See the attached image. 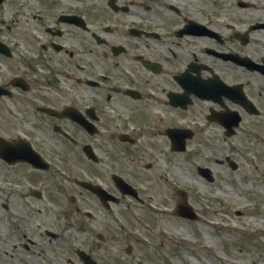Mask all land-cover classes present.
<instances>
[{
    "label": "flooded vegetation",
    "instance_id": "af4514ba",
    "mask_svg": "<svg viewBox=\"0 0 264 264\" xmlns=\"http://www.w3.org/2000/svg\"><path fill=\"white\" fill-rule=\"evenodd\" d=\"M226 1L0 0V151L11 142L24 153L28 143L43 159L0 158V212L16 214L0 222L2 246L59 238L69 227L41 224L48 204L64 202L61 215L87 249L102 248L109 222L92 228L82 210L101 207L109 218V205L83 183L109 192L117 170L138 190L124 197L144 204L162 170L184 157L199 155L216 178L235 149H254L263 139L264 0ZM232 138L240 144L227 145Z\"/></svg>",
    "mask_w": 264,
    "mask_h": 264
},
{
    "label": "rangeland",
    "instance_id": "374dc122",
    "mask_svg": "<svg viewBox=\"0 0 264 264\" xmlns=\"http://www.w3.org/2000/svg\"><path fill=\"white\" fill-rule=\"evenodd\" d=\"M248 158L253 160L254 155L245 154L244 167L235 173L222 168L223 175L221 171L219 173L222 179L213 183L198 174L196 168L200 163L197 164V159H192L191 164L176 166L174 185L169 189L162 187L161 198L156 197L151 203L165 209L159 216L154 214L151 222L153 229L155 227V233L150 235L154 239V262L145 259L149 253L144 254L138 245L134 259L125 261L120 257L129 243L128 238L122 240L124 229L137 223V219L126 213L123 204L114 205L109 235L113 234L115 240L112 246L109 245V258L112 257L109 264H264V150L259 147L255 156L259 167ZM244 176H248V180L245 181ZM176 180L179 181L176 183ZM177 188L188 191V202L200 213L198 220L175 214V203L181 201ZM179 227L183 232L177 231ZM140 236L149 235L140 233ZM65 237L69 238L68 235ZM69 240L77 247L75 236H70ZM43 255L48 260L41 264H71L66 258L77 257L74 253H65L63 262L51 261L56 256L52 249ZM17 259V264H32L33 261L28 256ZM142 259H145L143 263L140 262ZM76 260L74 264H81L79 259Z\"/></svg>",
    "mask_w": 264,
    "mask_h": 264
},
{
    "label": "bare ground",
    "instance_id": "6f19581e",
    "mask_svg": "<svg viewBox=\"0 0 264 264\" xmlns=\"http://www.w3.org/2000/svg\"><path fill=\"white\" fill-rule=\"evenodd\" d=\"M250 219L253 220L254 217H250ZM177 231H179V232H180V231L183 232V228H182V227H179V228H177ZM263 244H264V242H263ZM8 260H10V257H9V256H4L3 259H2V261H6V262H7Z\"/></svg>",
    "mask_w": 264,
    "mask_h": 264
}]
</instances>
